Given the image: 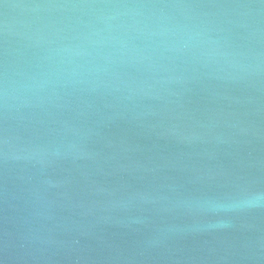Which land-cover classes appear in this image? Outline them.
Instances as JSON below:
<instances>
[{"label": "water", "instance_id": "95a60500", "mask_svg": "<svg viewBox=\"0 0 264 264\" xmlns=\"http://www.w3.org/2000/svg\"><path fill=\"white\" fill-rule=\"evenodd\" d=\"M0 264H264V0H0Z\"/></svg>", "mask_w": 264, "mask_h": 264}]
</instances>
